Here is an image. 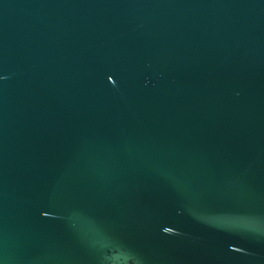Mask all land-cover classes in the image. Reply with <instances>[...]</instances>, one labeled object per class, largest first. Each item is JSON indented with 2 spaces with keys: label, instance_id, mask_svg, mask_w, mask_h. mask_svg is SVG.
I'll return each mask as SVG.
<instances>
[{
  "label": "water",
  "instance_id": "obj_1",
  "mask_svg": "<svg viewBox=\"0 0 264 264\" xmlns=\"http://www.w3.org/2000/svg\"><path fill=\"white\" fill-rule=\"evenodd\" d=\"M0 264H264V0H0Z\"/></svg>",
  "mask_w": 264,
  "mask_h": 264
}]
</instances>
